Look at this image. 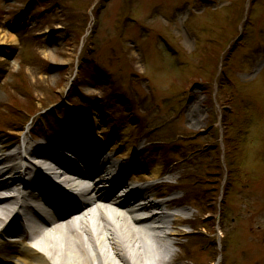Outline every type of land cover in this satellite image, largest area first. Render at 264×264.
Returning <instances> with one entry per match:
<instances>
[{
	"label": "rangeland",
	"instance_id": "374dc122",
	"mask_svg": "<svg viewBox=\"0 0 264 264\" xmlns=\"http://www.w3.org/2000/svg\"><path fill=\"white\" fill-rule=\"evenodd\" d=\"M102 110L186 195L184 264H264V0H0V140Z\"/></svg>",
	"mask_w": 264,
	"mask_h": 264
},
{
	"label": "bare ground",
	"instance_id": "6f19581e",
	"mask_svg": "<svg viewBox=\"0 0 264 264\" xmlns=\"http://www.w3.org/2000/svg\"><path fill=\"white\" fill-rule=\"evenodd\" d=\"M98 113L87 111L77 121L78 140L65 137L50 147L25 141V159L21 147L0 140V264H184L175 250L187 234L183 225L192 218L179 204L183 193L172 189L175 184L164 176L163 165L144 156L145 148L136 147L127 130L116 131L111 111ZM59 150L79 158L86 169L77 183L63 179L62 187L72 194L61 202L53 199L59 193L45 181L61 175L44 165L48 160L62 164ZM33 158L40 165L32 164ZM101 159L120 176L113 185H108L105 166L96 168ZM62 168L74 171L71 164ZM136 203L143 218L134 217L130 207ZM24 212L26 219L18 221Z\"/></svg>",
	"mask_w": 264,
	"mask_h": 264
},
{
	"label": "trees",
	"instance_id": "16d2710c",
	"mask_svg": "<svg viewBox=\"0 0 264 264\" xmlns=\"http://www.w3.org/2000/svg\"><path fill=\"white\" fill-rule=\"evenodd\" d=\"M225 74H226L225 68H221V74L219 75V78H218V81H219L220 85L224 83ZM224 111H225V109H224ZM227 124H228V120L226 119L224 129H227ZM223 143H224L225 149L227 150L226 153H229L230 150H228L229 149V145H227V135H224Z\"/></svg>",
	"mask_w": 264,
	"mask_h": 264
}]
</instances>
